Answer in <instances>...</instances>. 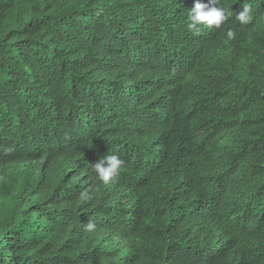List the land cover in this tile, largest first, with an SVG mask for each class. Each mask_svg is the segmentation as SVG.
Returning a JSON list of instances; mask_svg holds the SVG:
<instances>
[{
    "label": "trees",
    "instance_id": "16d2710c",
    "mask_svg": "<svg viewBox=\"0 0 264 264\" xmlns=\"http://www.w3.org/2000/svg\"><path fill=\"white\" fill-rule=\"evenodd\" d=\"M218 2L0 0V264H264V0Z\"/></svg>",
    "mask_w": 264,
    "mask_h": 264
},
{
    "label": "clouds",
    "instance_id": "9594fccd",
    "mask_svg": "<svg viewBox=\"0 0 264 264\" xmlns=\"http://www.w3.org/2000/svg\"><path fill=\"white\" fill-rule=\"evenodd\" d=\"M252 8L250 4H244L242 11L239 14H235V19L242 25H247L252 20ZM233 15L227 7L219 5L218 0H208L207 3L202 0H195L194 6L189 11V23L187 29L193 33L200 31V26L205 25L208 27L220 28L229 18ZM236 33L229 29L227 31V39H235ZM124 161L117 155H107L101 158L94 166V170L97 174V178L104 185L114 183L119 176ZM85 199L90 197L85 196ZM86 231L94 232L96 225L92 222H88L85 225Z\"/></svg>",
    "mask_w": 264,
    "mask_h": 264
}]
</instances>
